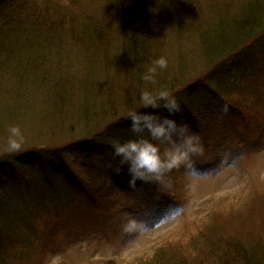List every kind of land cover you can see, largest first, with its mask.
I'll use <instances>...</instances> for the list:
<instances>
[{"label":"trees","instance_id":"1","mask_svg":"<svg viewBox=\"0 0 264 264\" xmlns=\"http://www.w3.org/2000/svg\"><path fill=\"white\" fill-rule=\"evenodd\" d=\"M62 1L0 0V61L7 62L8 54L40 50L49 42L59 48L61 44L53 40L56 39L53 34L58 31L56 29L62 28V23H70V28L80 31L73 33L75 43L67 42V48H83L86 68L91 66L95 69L98 62L105 67L101 68L103 73L96 76L86 73L79 77L74 75L71 79L72 76L66 73L72 85L67 88L68 79L62 83L64 87H58L54 83L56 77L52 79L50 76L52 70L61 69L60 63H53L63 60L61 49L55 53H61L62 60H58V56L52 61L46 59L45 70L51 71L48 75L43 76V72L37 78H34L35 75L31 78V74H27L22 80L24 83L20 81V75L11 80L15 88L8 89L5 94L8 104L0 106V111L10 107L14 110L1 115L9 117V122H0V134L19 116L28 115L38 127L49 124L58 111L61 112L64 106L75 100L68 96L70 90H80L81 95L85 93L88 101H84L86 106L82 105L83 101L78 105V108L82 105L83 134L68 141L70 144L65 151L28 145L18 151L0 153V264L33 263L36 255L32 256L30 245L40 238V228L36 223L41 219L50 217V224L59 231L75 220L73 215L85 202L94 199L97 204L108 197L113 203L114 196L119 192H132L142 197L154 196L166 189L160 182L141 180H137L136 188H131L128 166L120 165L119 158L113 154L114 142L134 138L129 130L131 121L124 118L128 110L169 115L164 108L144 109L140 99L144 90L154 94L168 90L174 95L182 111L171 118L178 123H188L192 131L201 137V143L216 140L223 133L233 135L231 128L226 126L227 119L246 117L250 125L253 116H246L245 113L253 114L252 110L261 106L260 102L264 100V94L259 91L264 84L256 87V78L264 68V44L259 42L264 39V0H247L240 5L239 14L234 15L227 13L231 7L225 8L226 3L218 5L210 0H105L106 8H102L99 17L92 19L87 17L93 13L71 16L69 10L62 6ZM205 7L210 8L205 11ZM208 13L213 17L205 22L204 16ZM226 16L237 18L228 21L224 19ZM199 24L201 27L196 34L200 35L201 44L198 48L203 55H209L207 63L210 59L203 71L182 76L169 84L163 82L168 78L166 74L159 79L161 75L157 73L154 82L141 79V74L155 59L162 54L165 56L161 47L166 39L164 32L176 26L179 30L181 27H187L189 31L197 30L195 26ZM46 28L52 29L51 37L45 33ZM40 34L43 35L41 38ZM110 34H118L117 40L113 37V43L108 42ZM38 42L45 45H38ZM100 42L110 43L109 48H104V43ZM99 45L103 47L99 49ZM109 49L116 52L118 62L108 55ZM42 57L44 59V54ZM119 70L122 71V78ZM51 85L52 90L47 92ZM111 87L115 90L111 91ZM64 88L67 89L63 91ZM242 93L243 98L236 96ZM36 99L42 103V110L31 106V101ZM251 102L254 106H250ZM32 111H38L40 120ZM226 113L228 116L223 120L222 116ZM161 151H164L162 145ZM171 171L164 177L169 176ZM115 178L121 180L119 188L113 184ZM33 200L36 202L33 203ZM65 210L68 212L66 217L63 215ZM219 213L222 215L221 211ZM220 219L210 216L205 223L208 229L205 227L197 238L209 234L210 223ZM43 226L46 228L49 223ZM212 240L217 243L213 249H208L212 251L208 260L219 264L220 252L215 250L223 239ZM164 247L158 248L151 259L140 264H184L185 260L178 253L180 250L173 245ZM241 247L237 249V254L227 253L222 264H264L263 235L257 237V242L249 248ZM43 258L44 255H40V260Z\"/></svg>","mask_w":264,"mask_h":264},{"label":"rangeland","instance_id":"2","mask_svg":"<svg viewBox=\"0 0 264 264\" xmlns=\"http://www.w3.org/2000/svg\"><path fill=\"white\" fill-rule=\"evenodd\" d=\"M210 1L214 4L218 3V5L226 3L225 8L231 7L227 13L234 15L239 14L240 5L245 4L247 0ZM105 5V0L62 1V6L69 10L71 16L93 13L87 19L99 17L102 8H106ZM207 8L210 7H205L204 10L206 11ZM204 17L206 22L210 21L208 19L213 16H209L208 13ZM234 18L237 16L224 17L228 21ZM56 23L57 21L54 22V24ZM70 25V23H62V28L56 29L58 31L55 30L56 32L53 34V38L56 39H52L57 44H61L59 48L51 45V42L47 45L38 42V45H45L44 48L33 52L26 50L8 54L7 62L0 61V106L8 104L5 94L8 89L15 88L12 79L19 78L18 75H20V81L24 83L22 80L27 74H31V78L33 75H35L34 78H37L43 72V76L48 75L51 71L45 70L46 59L52 61L58 56V60H62V54L55 53L61 49H63V60L53 62L54 64L60 63L61 69L56 68H59L61 72L52 70L50 76L52 79L56 77L54 83L58 87L65 86L62 83L69 79L66 77V73L72 76L71 79L74 78V75L79 77L81 74L91 73L92 76H96L103 73L101 68L105 69V67L99 62L95 69H92L91 66L85 67L83 64L85 52L81 46L79 49H74L75 51L67 48V42L75 43L72 40L73 33L80 31L75 27L73 30ZM200 27L199 24V26H195L197 30L189 31L187 27H181L179 30V26H176L175 29L170 28L164 32L166 39L163 43L164 46L162 44L161 47L164 57L168 60V67L158 71V74L161 75L159 79H162L164 74L168 75V78L163 81L164 84L181 79L182 76L197 73L198 70L201 72L204 66L210 63V59L207 63L209 55H203L198 48L201 39L200 35L196 33ZM51 32V28L45 29V33L50 37ZM30 34L35 36L31 32ZM40 36L43 35L40 34ZM113 37L117 40L118 34L112 36L110 34L108 42L113 43ZM86 42L91 41L87 40ZM259 42L264 44V39ZM110 43H104V48H109ZM101 47L103 46H98L99 49ZM108 51V55L116 58L115 61L118 62L116 52L111 49ZM42 54L45 56L44 59ZM118 67L120 68L119 65ZM121 73L122 71L119 70L120 76ZM263 79L264 68L256 78L258 81L256 87L264 84ZM66 85L67 88L72 85L70 79ZM39 88H41L40 85ZM52 88V85L49 86L47 92H50ZM67 88H64L63 91ZM110 90L114 91L115 87H111ZM259 91L264 94V88ZM69 95L75 100L66 107L64 106L66 113L64 109L61 112L58 111L47 125L35 126L34 121L28 115H24L22 118L19 116L17 121L8 124V128L0 134V153L11 151L7 146L8 129L14 125L19 126L23 133L22 147L31 145L43 147L44 150L65 151L70 144L67 143L68 141L83 134L80 108L82 105L86 106L84 101H88V96H85V93L81 95L80 90H70ZM236 96L243 98L244 95L242 93ZM82 101L81 107L78 108ZM263 103L262 99L261 106L252 110L253 114L245 113V115L253 116L250 125H248L246 117L227 119L226 126L231 128L233 135L226 136L223 133L216 140L202 143L203 152L191 157L192 166L181 164L172 169L169 176L164 177L163 183H160L163 188L166 186V189L164 188L157 195L138 197L132 192H119L114 196L113 203L108 197H104L97 204L93 199L92 202L83 203L73 215L75 220H71L69 225L59 231L50 224V217L41 219L39 223H36L40 228L38 234L40 238L30 245L32 256L36 255L32 259V264H140L144 260L151 259L158 248L168 245H173L176 250H180L178 253H180V258L183 257L185 260L184 264H212L208 260V254L212 251L208 249H213V245L217 243L212 240L214 238L223 239V243L219 244L215 250L220 252L218 258L219 264H222V259H226L227 253L235 252L237 254V249L242 248L241 246L247 248L252 246L257 242V237L264 236ZM31 106L38 110L43 109L39 99H36L35 102L31 101ZM250 106H254L253 102L250 103ZM11 110L14 109L10 107L5 111ZM5 111H0V122L3 124L9 122V117H1ZM104 112L106 115L108 114L107 111ZM32 113H36V118L39 119L38 111H32ZM227 116V113L224 114L223 120ZM256 118L259 120L258 122ZM261 119L263 120L262 124L260 123ZM224 126L223 128H225ZM162 147L166 151L168 145L162 144ZM113 184L119 188L121 180L115 178ZM35 202L33 200V203ZM108 203L110 204L109 208ZM105 206H107L106 212H104ZM220 211L222 215H220ZM63 215L66 217L68 212L65 210ZM210 216L215 217V220L221 219L210 223L209 234L197 238L207 227L205 223ZM130 220L141 223L143 228L126 231L125 225ZM46 223H49V226L45 228L43 225ZM211 233L214 235L211 236ZM43 239L44 241H42ZM40 255H44L42 260H40Z\"/></svg>","mask_w":264,"mask_h":264},{"label":"clouds","instance_id":"3","mask_svg":"<svg viewBox=\"0 0 264 264\" xmlns=\"http://www.w3.org/2000/svg\"><path fill=\"white\" fill-rule=\"evenodd\" d=\"M167 67V58L160 56L141 74V79L145 82H154L158 71L165 70ZM140 99L144 109L164 108L169 115L130 109L124 117L131 121L129 130L134 138L124 142L116 141L112 147L114 156L120 160V165L128 166L131 177L128 183L133 189L136 188L137 180L163 183L166 173L181 164L191 167V157L203 152L199 134L192 131L188 123H178L171 118L182 111L181 104L174 95L168 90H160L155 94L144 90ZM8 132V149L20 150L24 143L20 127L11 126ZM145 133L147 135H144ZM162 144L168 145L166 151H161ZM141 228L143 225L135 220H130L125 225L126 231Z\"/></svg>","mask_w":264,"mask_h":264}]
</instances>
